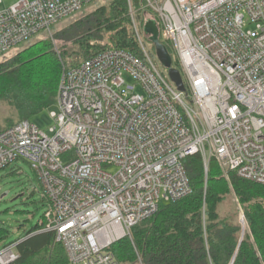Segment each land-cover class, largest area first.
<instances>
[{
    "label": "built area",
    "instance_id": "2783aa9c",
    "mask_svg": "<svg viewBox=\"0 0 264 264\" xmlns=\"http://www.w3.org/2000/svg\"><path fill=\"white\" fill-rule=\"evenodd\" d=\"M5 1L0 57L40 33L52 37L56 23L93 0ZM139 3L145 16L132 23L140 56L112 48L64 67L52 135L30 120L0 132V170L19 159L36 170L49 203L41 230L63 244L66 264H120L111 247L161 203L191 192L190 156L201 155L206 171L214 158L264 184V0ZM148 19L185 92L156 64L143 32ZM19 243L3 245L0 264L20 257Z\"/></svg>",
    "mask_w": 264,
    "mask_h": 264
},
{
    "label": "trees",
    "instance_id": "16d2710c",
    "mask_svg": "<svg viewBox=\"0 0 264 264\" xmlns=\"http://www.w3.org/2000/svg\"><path fill=\"white\" fill-rule=\"evenodd\" d=\"M132 2L140 4L139 0ZM129 13L128 0H112L58 30L55 37L62 43L59 52L50 40H42L0 62V104L16 114L0 120V132L56 103L64 67L77 66L112 48L140 56ZM145 41L154 52L147 37ZM173 66H178L176 61ZM184 165L191 192L179 200L161 203L157 213L131 229V238L115 243L111 251L119 263L264 264V184L231 172V183L247 222L245 229L238 212L221 214L220 207L231 191L217 161H210L207 175L199 154L185 159ZM43 226L40 222L20 241V257L10 264L68 262L63 244L56 241L53 232L42 231ZM4 234L0 231V237Z\"/></svg>",
    "mask_w": 264,
    "mask_h": 264
},
{
    "label": "rangeland",
    "instance_id": "374dc122",
    "mask_svg": "<svg viewBox=\"0 0 264 264\" xmlns=\"http://www.w3.org/2000/svg\"><path fill=\"white\" fill-rule=\"evenodd\" d=\"M18 0H6L4 6H9ZM112 0H93L87 3L83 8L77 12L74 16L62 19L56 23L52 29L54 34L52 37H46L44 33H40L32 37L28 42L20 44L18 47L12 49L5 54V57H0V62L14 56L19 51L32 44L42 41L50 40L55 50L59 52V46L62 44L56 39L55 33L73 23L75 19H79L96 8L107 5ZM146 9L142 8L139 4L132 2L129 4L130 17L133 22V18L137 21L143 16ZM133 24V23H132ZM70 42L67 43L69 45ZM148 45V44H147ZM149 46V45H148ZM154 46V45H153ZM150 47V46H149ZM155 53V47H154ZM156 55V53H155ZM154 60L160 70H162L166 76V79L172 82L169 77L168 70L165 69L159 62L157 56ZM57 110L56 103L51 107L39 112L32 116L30 119L35 125L42 130H45L48 134L52 135L50 128L54 126V119L51 117L52 112ZM8 115H16L8 106L0 104V120L4 119ZM220 167V166H219ZM116 167H110V172L116 171ZM221 174L228 182L231 194L228 195L220 207L221 214L227 216L229 214L238 212V220L247 229V222L243 213V208L239 203L238 197L234 191L231 183L232 173L224 170L220 167ZM209 171V170H208ZM208 171L205 170L206 175ZM48 200L44 197L43 187L40 183V179L36 170L32 165L23 159H19L11 165L0 170V231L4 236L0 237V249L5 244H10L15 241H21L27 237L30 231L35 229L37 225L44 220V214L48 210ZM241 216V219H240ZM243 220V221H242Z\"/></svg>",
    "mask_w": 264,
    "mask_h": 264
},
{
    "label": "water",
    "instance_id": "95a60500",
    "mask_svg": "<svg viewBox=\"0 0 264 264\" xmlns=\"http://www.w3.org/2000/svg\"><path fill=\"white\" fill-rule=\"evenodd\" d=\"M143 32L154 45L156 56L161 65L168 70L172 82L175 83L179 91L185 92L186 87L182 75L179 69L173 66V58L168 47L160 40V29L157 21L155 19H148L143 25Z\"/></svg>",
    "mask_w": 264,
    "mask_h": 264
},
{
    "label": "bare ground",
    "instance_id": "6f19581e",
    "mask_svg": "<svg viewBox=\"0 0 264 264\" xmlns=\"http://www.w3.org/2000/svg\"><path fill=\"white\" fill-rule=\"evenodd\" d=\"M42 226V225H41Z\"/></svg>",
    "mask_w": 264,
    "mask_h": 264
}]
</instances>
